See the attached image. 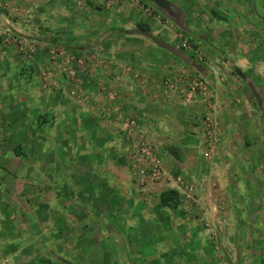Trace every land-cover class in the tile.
Segmentation results:
<instances>
[{"label":"rangeland","instance_id":"374dc122","mask_svg":"<svg viewBox=\"0 0 264 264\" xmlns=\"http://www.w3.org/2000/svg\"><path fill=\"white\" fill-rule=\"evenodd\" d=\"M162 1L167 6L155 0H0V47L21 58L15 63L7 55V65H0V74H6L1 86H8L0 89V116L5 98L23 106L10 115L18 134L27 119L36 158L14 155L0 137V264H264V1L222 0L218 6L200 0L197 14ZM116 39L124 44L114 47ZM130 40L151 41L183 62L184 71L165 79L161 93L176 95L189 109L204 106L198 156L193 143L177 147L149 140L107 86ZM185 41L191 50L181 47ZM123 64L126 76L143 68ZM92 77H101V100L85 89ZM220 84L225 92L246 88L249 105L232 91L218 97ZM125 89L134 91V85ZM223 100L237 110L234 118L244 117L240 126L233 123L227 146L218 110ZM89 119L128 142L117 152L126 177L106 174L104 190L94 188L95 175L81 176L80 167L91 169L86 161L73 158L95 149L73 140L69 155L58 138L67 122L84 129ZM9 122V116L2 119L0 132L8 131ZM170 159L184 171L177 173ZM67 161L73 174L64 171ZM155 166L160 180L153 177ZM127 183L135 189L122 190ZM167 190L179 194L175 209L161 205Z\"/></svg>","mask_w":264,"mask_h":264},{"label":"crops","instance_id":"0c3cea01","mask_svg":"<svg viewBox=\"0 0 264 264\" xmlns=\"http://www.w3.org/2000/svg\"><path fill=\"white\" fill-rule=\"evenodd\" d=\"M171 1H174V3H176V5H178L180 8H182V10H184V13L186 14L187 13L188 14L199 13L198 9L201 8V3H203V1H200V0H171ZM260 1L263 2L264 0H260ZM212 4L221 6L222 0H213ZM206 5L209 6L210 4L207 3ZM164 6H167V3ZM206 13H209V12L206 10ZM210 13L212 12L210 11ZM150 32L155 33V30L150 31ZM196 41H198L199 43L201 42V44L206 42L204 38L203 39L198 38V40ZM119 42L124 44V41L116 39L114 41V47L118 46L117 43ZM136 42L140 43L138 47H136L135 45ZM124 46L126 47L125 49L122 47L124 49L122 53H125V54H122L120 56L117 55V57L119 59L123 57V59H125L123 63L129 62L130 65L141 64L143 68L141 71H137V72H134V74H130L126 76V72H124L122 68L124 64L121 63L118 65L115 72L109 76L111 81H109V84L107 86L117 93L118 104L123 105L128 116L137 118L142 129L146 132V135L149 138V140L155 141L163 145L166 143H175L176 145H178L177 147L181 146V143H185V142L195 144L198 141L199 143H201L202 141L201 139H203V136L199 134L200 129L198 128V124L200 120L199 115H204V110H205L204 106L202 104L201 105L198 104L197 107L189 109L187 106H184L182 102H180V100L178 99L176 95H173L171 98H167L164 96V93H161V91H164L165 89L163 87V81L165 79H167L168 77H175L179 73L184 71L185 68H184L183 62H181L178 59L177 60L174 59L171 56V54L167 52L166 53L163 52L162 50L157 48L155 43L153 44V42L151 41H139V42L135 41V43L134 41H131V44L129 46H127L126 44ZM7 55H9L10 59L14 57L13 58L14 60L12 59V61H14L15 63H17L18 59L21 60V58L16 53H13V52L8 53L6 49H3L2 47H0V65L1 63L7 65L8 58H9ZM170 65L174 66V68H172ZM5 75L6 74H3V73L0 74V81L5 78ZM137 77L139 78V80L137 79ZM99 78L101 77H98V78L92 77V80H86L84 83V86H86L85 89H87L88 92L91 94L94 93V96L96 97L97 100L103 99V95L100 92H98V87H97V82ZM88 79H91V78L89 77ZM103 79L105 80V76L103 77ZM105 83L107 84L106 81ZM5 84L6 85L9 84L10 85L9 88L12 87V82L10 81H7ZM129 85H134V91L128 92L127 89H125V86H127L128 88ZM6 87L8 86L4 87L3 84L1 86V82H0V89L1 88L4 89ZM226 88H223L222 84H220L217 87L216 90L218 92L217 94L218 97L224 96L223 94L231 95L230 91H232L233 93L235 92L239 97L240 95H243L244 97L242 98L245 100L246 104L249 105L247 101L248 100L247 98L248 90L246 88L242 89V88H237V87L235 88L228 87V92H225ZM6 95L7 94H4V96ZM6 100H7L6 102L7 106L3 108V112H5L4 118H7L9 116L10 122H11L13 119L11 118L10 114H12L14 111L16 115L17 112L22 110L23 106H20L18 103H15V101L12 98H10L9 100L5 98V101ZM224 104H225L224 100L222 102L219 101L218 110H219V116L222 119L221 135L223 137L222 138L223 141L225 142L224 146H227V142H226L227 135H231L232 132L234 131L233 129L235 127L234 124H236V127L241 125L244 117L241 116L240 119L234 118V116H236L237 114V110L234 111L232 107H227ZM8 105H11V106L8 108ZM244 109L248 111L247 107H245ZM8 112H9V115H7ZM26 112H27V109H26ZM93 120L94 119H89L85 122L86 126H84V129L86 127L94 128V130H91L90 132L84 130L82 126L77 127L76 124L71 121L67 122V124H65L64 126L65 128L64 132L59 133L58 138H61L63 140V143L65 147L67 148V153L69 155L72 154V147L70 146V142L73 140H75L73 141L75 142L73 144H76V143L80 144L85 141L86 145L88 144L87 147H90L91 150H93V148L95 149L93 152H90V153L87 151L83 152L86 155L78 153L79 155L77 156L75 155L73 156V158L75 160L79 159L83 161V163L84 161H86L85 166H90L91 169L88 171L80 167L82 169L80 171L81 176L82 175L88 176L87 178L90 180V177L95 175L96 182L98 185L96 184L94 188L96 190H104L106 189L105 185L107 186L110 182V179L105 177L106 174L114 176L115 173L120 172L121 174H123V176L126 177V171L124 172L123 170L118 169V165L120 162L119 158L121 157V155H118L117 152H120L121 150L123 151L121 146H123V143L125 142L126 147H127L128 142L125 139L124 135L122 134L120 135L119 132L112 133L110 130L104 129L103 125L98 126L97 124L93 126L92 124ZM259 122H261L260 119H259ZM15 124H17V122ZM252 126L253 125H251V127ZM95 127L98 130H96ZM244 137H245L244 144L246 146L249 144L251 145V141L250 140L248 141L246 136ZM95 143L96 145L101 144L102 148H98V147L96 148V146H94ZM199 147L197 146V144L193 146L194 150H198ZM87 149L88 148H86V150ZM199 151L200 150L196 151L197 156L199 154ZM94 153L97 156H100L101 160L98 159L99 162L95 160V157L93 155ZM90 154L93 156V158H90V162H88L87 159L91 157ZM168 156L170 155L168 154ZM70 159H72L71 156H70ZM64 165H65V169H64L65 173L73 174L74 167L72 166V164H69V162L67 161L65 162ZM170 165L174 167L173 169H176L177 173L178 171H182V172L184 171L183 170L184 165L181 163H178L174 159L173 160L170 159ZM107 167L110 168V170ZM57 169L58 168H55L54 170H51V172L57 171ZM201 174L204 175L203 173ZM197 176L200 177L199 174H197ZM177 178H180V175H178ZM239 181L241 182V184H239L238 191L242 193L244 191L243 190L244 187L242 189L241 186L244 185L243 183L245 181L244 179H240ZM250 182L251 181H249V186H250ZM198 184H201V181H198ZM117 188L118 190H120L119 185H117ZM130 188L133 190L135 189V186L133 185ZM130 188L128 187V183H127V187H122L121 189L128 191ZM94 191H95L94 189L91 190L92 195H95ZM95 199H96L94 200L95 207L100 206L98 197ZM104 204L106 205L107 203H104ZM102 207H104V205Z\"/></svg>","mask_w":264,"mask_h":264},{"label":"trees","instance_id":"16d2710c","mask_svg":"<svg viewBox=\"0 0 264 264\" xmlns=\"http://www.w3.org/2000/svg\"><path fill=\"white\" fill-rule=\"evenodd\" d=\"M139 28L143 31H148V32L151 31L149 28H146L145 25H139ZM24 112L26 113V111ZM4 117H5V114H3V116H0L1 118L0 125ZM26 121L27 119L21 122L24 126L21 132H19V134L17 133V128L20 126L15 124L16 123L15 120H12L11 121L12 123L10 122V124L7 126L6 129H8V131L5 130L4 132H0V137L4 135L2 147H4L5 149L11 150L12 153L16 156H20V157L28 156L32 158L33 160H35L36 159L35 154H33V149H31V146H30V144L32 143L29 141L30 132H29V129H26V128H29V125H28L29 123L28 122L26 123ZM8 136L10 139L6 138ZM46 165H48L47 162H45L44 165H42V166H45L44 169L47 167ZM160 202L164 208L175 209L179 205V194L176 190H167L160 195Z\"/></svg>","mask_w":264,"mask_h":264},{"label":"built area","instance_id":"2783aa9c","mask_svg":"<svg viewBox=\"0 0 264 264\" xmlns=\"http://www.w3.org/2000/svg\"><path fill=\"white\" fill-rule=\"evenodd\" d=\"M181 47L185 50V51H189L191 50V44L188 43L187 41L183 42V44L181 45ZM129 125H135V122L132 121L130 123H127V126ZM163 174L161 173V169L159 166H155V168L153 169V177L156 180H160L162 178Z\"/></svg>","mask_w":264,"mask_h":264},{"label":"water","instance_id":"95a60500","mask_svg":"<svg viewBox=\"0 0 264 264\" xmlns=\"http://www.w3.org/2000/svg\"><path fill=\"white\" fill-rule=\"evenodd\" d=\"M155 2L161 6V7H164L165 3L162 1V0H155ZM171 50V49H170ZM172 51L177 54V55H180V53L177 51V50H174V48L172 49Z\"/></svg>","mask_w":264,"mask_h":264}]
</instances>
